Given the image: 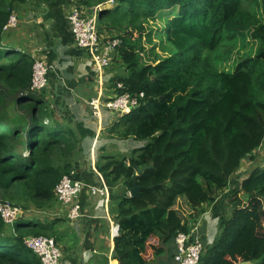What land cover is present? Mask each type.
Masks as SVG:
<instances>
[{
	"label": "trees",
	"instance_id": "1",
	"mask_svg": "<svg viewBox=\"0 0 264 264\" xmlns=\"http://www.w3.org/2000/svg\"><path fill=\"white\" fill-rule=\"evenodd\" d=\"M28 1L0 0V195L23 210L13 226L0 214V264H41L25 245L29 236L54 238L58 246L76 238L64 229L66 216L45 221L27 216L29 204L48 213L60 208L55 187L82 159L72 116L57 120L55 108L37 96L45 91L31 89L34 55L6 39L3 27L12 11ZM114 3L113 9L99 10L98 24L99 31L103 23L120 33L114 57L123 70L114 79L115 92L144 97L109 130L144 145L128 154L102 153L96 167L112 190L116 185L124 190L116 201L111 191L109 204L118 225V264H152L173 247L179 232L190 233L174 209L178 199L185 198L198 214L224 195L231 181L238 182L246 159L255 161L264 144V0ZM159 18L161 29L153 25ZM227 43L248 47L247 55L237 52L232 59V53L223 65L220 48ZM147 52L151 63L143 59ZM150 163L152 168L137 176ZM77 178L83 179L79 172ZM135 180L141 197L129 195ZM228 202L231 209L220 220L218 236L208 247L202 240L199 264H264V163L238 191L229 192ZM152 238L159 245H150ZM148 248L152 259L146 257Z\"/></svg>",
	"mask_w": 264,
	"mask_h": 264
},
{
	"label": "crops",
	"instance_id": "2",
	"mask_svg": "<svg viewBox=\"0 0 264 264\" xmlns=\"http://www.w3.org/2000/svg\"><path fill=\"white\" fill-rule=\"evenodd\" d=\"M113 5L108 3L97 5L96 3H85L80 0H56L51 4H41L36 0H31L14 9L19 18L18 26L20 25L21 28L19 31L29 33L28 36H25L26 45L35 48L32 54L35 50H38L39 57L44 59L51 67L49 86L44 93L47 96V101L56 110V119L65 121L61 118L62 115L70 114L82 138V159L79 160L76 166L81 178H83L81 180L86 183L79 200L83 217L74 222L69 221V218H67L68 221L64 229L67 230V234L76 237V242L72 238L70 244L62 243L67 244L65 252L62 253L65 264L119 263L114 257V237L118 230L113 229V225H116V223L111 217L109 204L122 196L124 190L122 185L112 186V190L111 186L107 185L103 175L97 170L96 164L102 153H123L125 149L132 147L128 151L130 153L133 149L143 146L142 141H136V144L124 148L120 143L132 142L134 139L122 140L116 137L115 134L111 135L109 129L118 121L119 116L106 112L104 117L98 120L91 115L88 102L100 94H103V97L106 98L116 95L114 79L117 77V73L122 72L123 68L117 66V64L113 66V61L110 67L104 71L103 78L100 80L89 55L76 47L68 20L74 9H78L89 16L94 14V10L99 14L101 8L110 9ZM29 39H33V41H28ZM35 45L39 47L37 48ZM95 139L98 140V146L95 155H93ZM115 148L120 151H113L116 150ZM96 153H98L97 156ZM77 170H74L76 174L78 173ZM244 178L246 176H241L238 182L233 183V185L231 181L226 193L213 204L203 205L198 214L194 213L183 197L179 198L174 206L177 207L180 204L182 213L185 216L182 218L189 225L190 233L201 241L205 240L207 247L218 236L220 220L231 209L228 202L229 192L238 191ZM104 185L109 191L108 207L103 205V197L99 194L93 195L90 192V187H103ZM176 210L178 211V209ZM64 211L65 208H57L54 212L50 211L49 214H54L52 215L54 218L68 217V210L66 209V214H64ZM149 244L159 245L158 238L150 239ZM175 253L176 246L174 243L173 247L162 255L160 261H152V264H178L173 257ZM146 257L148 259L153 258L151 248L147 249ZM105 260H107V263Z\"/></svg>",
	"mask_w": 264,
	"mask_h": 264
},
{
	"label": "built area",
	"instance_id": "3",
	"mask_svg": "<svg viewBox=\"0 0 264 264\" xmlns=\"http://www.w3.org/2000/svg\"><path fill=\"white\" fill-rule=\"evenodd\" d=\"M115 0H109L108 4H115ZM68 20L71 25L73 37L76 47L86 52L91 58L94 68L102 80L104 71L113 63L117 48L122 41L118 36L103 37L99 31L98 14L94 10V14L85 15L80 10L74 9ZM19 18L13 10L3 30L8 32L18 27ZM39 51L35 50L33 55L35 61L33 64L32 86L33 92L45 91L49 86L50 66L39 57ZM121 88L122 84H118ZM144 97V93L140 95H131L130 93L116 94L112 97H103V94L93 97L88 105L91 109V115L98 120L104 117L106 112L113 113L117 116H124L137 108L140 99ZM144 145V143H143ZM86 183L77 178L76 172L73 170L70 174L64 175L55 187V196L60 208L68 210L67 216L70 221H78L83 217L80 196L84 190ZM93 195H100L102 203L108 207L109 191L104 185L103 187H90ZM22 210L11 202L0 198V214L7 226H13L17 220L16 214ZM23 211V210H22ZM23 215V214H22ZM54 215V214H52ZM118 230V225H113V229ZM27 248L32 250L40 259L41 264H63V254L54 238L46 236H29L25 240ZM175 261L178 264H199L204 245L198 238L192 236L191 233L179 232L175 238Z\"/></svg>",
	"mask_w": 264,
	"mask_h": 264
},
{
	"label": "rangeland",
	"instance_id": "4",
	"mask_svg": "<svg viewBox=\"0 0 264 264\" xmlns=\"http://www.w3.org/2000/svg\"><path fill=\"white\" fill-rule=\"evenodd\" d=\"M110 8V7H108ZM110 9H113L110 8ZM160 19V18H159ZM164 21L163 20H158L155 24H153L154 26H158L160 29L164 27ZM21 30L20 28V25L13 29V30H10L8 31V33L5 35L6 36V39L7 41H10L11 43H14L16 45H19V46H22L23 48H25V50H27L28 52L32 53L33 49L35 48H30L26 45V40H25V36H28L29 33H25L22 31H19ZM100 33L102 34L103 37H114V36H118L120 35V33L118 31H108L107 29L104 28V25L103 23L100 24ZM28 41H33V39H29ZM156 43L158 44L159 43V40H156ZM37 48L39 47L38 45H35ZM27 47V48H26ZM147 49L149 50L151 46L147 45L146 46ZM36 48V49H37ZM247 49L248 47H242L241 45H234L232 43H227L226 45L224 46H221L220 48V52L222 54H224L221 62L222 64L224 65V62L226 61V64L230 62V60H232L233 58H235L236 56V53L237 52H240L241 55L244 57L247 55ZM157 53H159L160 51H156ZM233 53L232 55V59H231V54ZM161 56H164L166 55V53H159ZM150 57H152V55L148 56V52L144 54L143 56V59L146 63H151L152 61L150 60ZM114 61V64L113 66H115V64H117V66L119 65L120 61L117 59V57L113 59ZM220 63V61H219ZM218 63V64H219ZM120 66V65H119ZM39 98H44L46 100L47 99V96L45 94H39L37 95ZM119 117H122V116H119ZM136 141L137 140H132V142H124V143H120V145L124 148H127L128 146H132V144H136ZM135 142V143H134ZM132 147H128V149H125V152L128 153V151L131 149ZM111 149V148H110ZM116 150H113V151H117L119 150L118 148H115ZM25 151V148H23V152ZM120 151V150H119ZM123 152V153H125ZM98 155V153H96V156ZM256 155H257V158L255 161H252L250 159V157H248L246 159V161L244 162L243 164V167L241 169V172L243 173L242 175L246 176L249 175V173L254 169V167L256 165H259V164H263L264 162V144L263 146L256 152ZM243 180V179H242ZM3 197L2 195H0V198ZM27 208H29L28 212H27V216H28V219H44L45 220H48V219H52L54 218V216H50L49 213H48V210H45V209H39L36 207V205L34 204H29L27 206ZM178 209V212L179 214L183 217L184 213H182V208H180V204L177 206V207H174V209ZM261 210L263 211V205L261 204V206L259 207L258 211L261 213ZM64 214H66V209L64 211ZM185 217V216H184ZM261 220H262V226L264 227V215L261 214ZM57 218H60V217H57ZM56 218V219H57ZM61 219V218H60ZM72 242V241H71ZM70 244V242H69ZM68 244V245H69ZM59 247L62 251V253L65 252V247H67L66 244H62V243H59ZM160 261V260H159ZM63 264H65V262H63ZM250 264H253V263H250Z\"/></svg>",
	"mask_w": 264,
	"mask_h": 264
},
{
	"label": "water",
	"instance_id": "5",
	"mask_svg": "<svg viewBox=\"0 0 264 264\" xmlns=\"http://www.w3.org/2000/svg\"><path fill=\"white\" fill-rule=\"evenodd\" d=\"M153 164L150 163L149 165H145L142 168H139L137 170V176L143 174L146 170L152 168ZM151 189H154V187H152ZM129 195L131 197H141V193H140V187L136 184V180L134 181V187L130 190ZM23 211L20 210L17 214H16V218L20 219L22 217ZM251 262H247V261H243L240 262L238 264H250Z\"/></svg>",
	"mask_w": 264,
	"mask_h": 264
},
{
	"label": "bare ground",
	"instance_id": "6",
	"mask_svg": "<svg viewBox=\"0 0 264 264\" xmlns=\"http://www.w3.org/2000/svg\"><path fill=\"white\" fill-rule=\"evenodd\" d=\"M98 146V140L95 139L93 144V155H95L96 147Z\"/></svg>",
	"mask_w": 264,
	"mask_h": 264
}]
</instances>
